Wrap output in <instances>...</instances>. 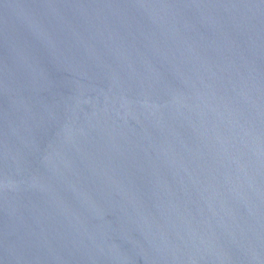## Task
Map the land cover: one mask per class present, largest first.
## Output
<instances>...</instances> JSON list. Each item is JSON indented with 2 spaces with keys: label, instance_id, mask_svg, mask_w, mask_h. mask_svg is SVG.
Masks as SVG:
<instances>
[{
  "label": "water",
  "instance_id": "95a60500",
  "mask_svg": "<svg viewBox=\"0 0 264 264\" xmlns=\"http://www.w3.org/2000/svg\"><path fill=\"white\" fill-rule=\"evenodd\" d=\"M0 264H264V0H0Z\"/></svg>",
  "mask_w": 264,
  "mask_h": 264
}]
</instances>
